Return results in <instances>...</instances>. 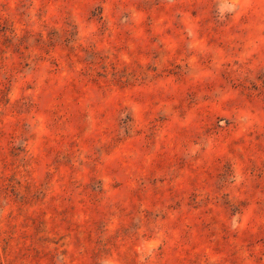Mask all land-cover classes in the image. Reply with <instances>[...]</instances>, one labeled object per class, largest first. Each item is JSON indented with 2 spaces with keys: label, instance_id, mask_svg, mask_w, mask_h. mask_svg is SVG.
<instances>
[{
  "label": "rangeland",
  "instance_id": "rangeland-1",
  "mask_svg": "<svg viewBox=\"0 0 264 264\" xmlns=\"http://www.w3.org/2000/svg\"><path fill=\"white\" fill-rule=\"evenodd\" d=\"M0 264H264V0H0Z\"/></svg>",
  "mask_w": 264,
  "mask_h": 264
}]
</instances>
